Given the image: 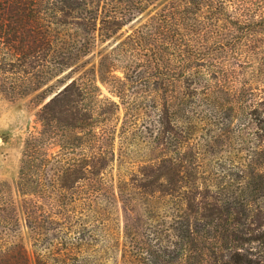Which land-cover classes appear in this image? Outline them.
<instances>
[{"label": "trees", "instance_id": "trees-1", "mask_svg": "<svg viewBox=\"0 0 264 264\" xmlns=\"http://www.w3.org/2000/svg\"><path fill=\"white\" fill-rule=\"evenodd\" d=\"M45 1L19 2L17 20L0 16V94L16 99L21 87L29 89L40 76L31 64L16 63L17 39L27 32L43 37L52 54L65 58L58 70L70 71L64 89L38 112L41 129L24 143L15 182L21 208L0 188V260L28 252L19 236L22 215L36 264H87L100 241L97 232H107L121 210L128 264H264V0H85L77 8L84 11L77 26L82 41L77 32L75 39L61 37ZM155 1L161 4L141 26L84 70L81 57L91 55L99 36L115 34L118 13H128L133 22ZM5 6L0 0V14ZM75 60L79 63L72 66ZM121 69L123 78L115 75ZM99 83L119 102L99 100ZM139 86L141 106L130 95ZM122 107L125 129L142 135L149 160L136 166L133 158L141 155L124 151V164L114 169L109 167L114 150L103 148L111 140L109 122L118 119ZM236 118L243 140L251 128L257 140L256 159L241 167L238 187L259 180L251 195L260 197L263 207L235 201L236 193L226 190L233 164L217 165L222 199L193 185L195 175L192 185L172 178L180 148L201 144V133H214L207 132L211 128L226 132ZM51 147L59 150L53 154ZM249 166L253 178L244 172ZM160 178L166 189L153 188ZM142 225L147 241L137 238Z\"/></svg>", "mask_w": 264, "mask_h": 264}, {"label": "rangeland", "instance_id": "rangeland-1", "mask_svg": "<svg viewBox=\"0 0 264 264\" xmlns=\"http://www.w3.org/2000/svg\"><path fill=\"white\" fill-rule=\"evenodd\" d=\"M1 1L5 2L6 6L4 8L7 12L5 10L0 16H4L5 13H8L11 18L17 20L22 7V5H18V3H24L25 0ZM117 1L124 2L125 0H116V2ZM83 2H85V0H46L43 4L45 8L44 10L47 8L51 9L50 11L46 10L48 16H53V14H55L50 20L55 22L57 26L56 30L65 40H69V35H74L76 32L81 34L79 40L82 41L85 37L81 28L77 27L81 23L80 17L84 13L83 10L77 8H79ZM160 4L161 2L159 3L155 1L154 7L151 6L147 12L133 22L129 21L130 15L128 13H124V15L118 13L117 16L121 22L118 24L115 34L110 35V37L105 39L103 36H99L97 45L91 50V55L87 58L81 57L80 63L77 61L78 59L75 60L72 66L77 62L79 64H86V68L84 69L86 70L94 64H98L100 55L110 53L117 43L124 40L129 34H132L139 26H141L146 21L148 17L147 15ZM124 5V3L123 5L116 3L114 4V7L121 8L120 6H123V8H128ZM126 5H129V3ZM70 8L77 9V11L73 12ZM119 10L120 9H118V12ZM135 16L138 17L139 14H136ZM131 18L134 19V16ZM99 27L100 25L98 21V28ZM95 36H98V34L96 33ZM76 37L77 36L74 35V39ZM17 41L15 51L17 57L16 63L21 66L29 63L34 68V71H30L34 72V74L38 73L40 75L38 78H33V84L29 89L21 87L19 89L20 95H18L16 99H10L9 97H6L5 94H0V188L3 186L2 192L6 199L14 202L18 208H21V201L15 182L19 176L24 143L29 137V134L36 133L41 129L42 126L38 118V112L64 89V86L70 77V71L66 68L58 70V63H61L65 58L58 54H52L43 37L35 35L31 38L27 32L24 36L20 35ZM118 66L121 68L124 65L119 64ZM115 75L123 78L124 75L122 69L116 71ZM17 76L20 80L22 79L21 74H18ZM98 86L101 89V92L98 93L99 100L102 101L110 98L117 103L119 102L117 97L112 96L108 86L101 85L100 83ZM142 91L141 86L137 87L134 91H130V95H132V98H134L140 106L145 102ZM124 120H126V111L124 110V107H122L118 114V119L116 117L109 122L110 132L107 133V136L110 137L111 140H108V143L106 142L103 148V150H114L116 154L115 158H112L111 156L109 157V159L112 160V162L109 163V167L114 169L119 168V166L124 164L120 159V154L124 151L131 154L130 156L133 154L141 155L138 159L133 158V162L136 166L145 165L149 160L148 157L145 158L147 149L142 143V135L131 128L127 127V129H125ZM239 121L240 119H234L233 126L235 127L228 129L226 132H215L213 131L215 130L213 128L209 129L207 132L212 131L214 133H206V131H204L201 133V135H203L201 144L197 145V142L193 141V146L188 147L187 149L180 148L175 153L176 165H174L175 171L172 178L176 181H179V178L183 180L182 182H179L178 185L184 183L192 185V180L195 175L197 179L194 177L195 183H193V185H199L201 191L203 190L205 194L215 197L217 196L219 199H222L224 198V194H221L220 189L222 188V175L216 171L218 169L217 165L219 161L220 165L223 164L228 168L233 164L235 166L233 169V182L229 184L226 190L229 191V193H236L234 197L235 201H249L250 205L253 206L252 208L256 207L255 202H257L263 207L262 199H260V197H252L251 195L253 187L256 183H259V180L250 182V184L243 190H239L241 187H238V184L243 181V179H241L243 168L241 167L252 164L256 159L254 156V149L255 143L257 142L255 137L251 135L253 133L252 128L246 133L248 136L250 135L248 139L245 137V140H243L240 131L237 130L241 123ZM181 122L185 121L181 120ZM142 124L143 120L139 122L138 129H142ZM97 127V132H102V124L97 123ZM233 130H235V133L231 132ZM262 137L263 138L260 141L263 142L261 144H264V135H262ZM51 148V153L53 154L59 150L58 147ZM149 154L150 157L155 158L157 157L158 152L150 151ZM197 169L200 171L199 176L195 172ZM177 171L178 175L175 173ZM244 172H247V174L253 178V169L251 166L246 168ZM217 173L220 175L219 177H217ZM217 178L219 179L216 182ZM153 180L154 179L151 181ZM157 187L160 189H166L168 183L160 178L153 188ZM257 199L258 201H254ZM250 214V211L246 210V215ZM262 220H264V216L262 217ZM110 224L111 226L108 228L107 232H97V234L101 236L99 238L100 241L94 246L93 250L96 251V253L93 254L91 261L87 264H128L127 261H129V259L124 258V214L121 210L119 211V215L115 214L112 216ZM21 227H23V229L19 236L24 239V243L28 250L27 254L24 253V255L20 257L19 254L15 252L12 258L0 260V264H36L32 252L33 248L29 242L30 234L24 228L22 215ZM139 232L140 236H137V238L147 241V238L143 236L146 232V226L142 225ZM255 235L257 234L255 233ZM153 238L154 236H151V239Z\"/></svg>", "mask_w": 264, "mask_h": 264}]
</instances>
